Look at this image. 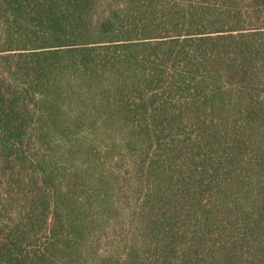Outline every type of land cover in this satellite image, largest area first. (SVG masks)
Masks as SVG:
<instances>
[{"label": "trees", "instance_id": "obj_1", "mask_svg": "<svg viewBox=\"0 0 264 264\" xmlns=\"http://www.w3.org/2000/svg\"><path fill=\"white\" fill-rule=\"evenodd\" d=\"M0 264H264V0H0Z\"/></svg>", "mask_w": 264, "mask_h": 264}]
</instances>
